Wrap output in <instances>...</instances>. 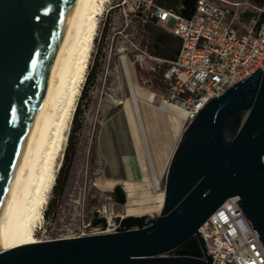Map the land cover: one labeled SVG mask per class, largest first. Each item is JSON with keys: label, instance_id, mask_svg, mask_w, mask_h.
Wrapping results in <instances>:
<instances>
[{"label": "water", "instance_id": "obj_1", "mask_svg": "<svg viewBox=\"0 0 264 264\" xmlns=\"http://www.w3.org/2000/svg\"><path fill=\"white\" fill-rule=\"evenodd\" d=\"M80 0H0V249L35 126L52 90ZM264 65L211 99L184 129L161 212L136 230L0 252V264H212L178 250L233 197L264 247ZM117 201L124 190L115 187Z\"/></svg>", "mask_w": 264, "mask_h": 264}, {"label": "rangeland", "instance_id": "obj_2", "mask_svg": "<svg viewBox=\"0 0 264 264\" xmlns=\"http://www.w3.org/2000/svg\"><path fill=\"white\" fill-rule=\"evenodd\" d=\"M247 1L253 7H261L263 4L262 0ZM138 5V0H110L98 17V28L82 85L83 88L87 75L91 73L92 80L88 84L77 120L81 128L72 133L73 115L67 142L60 158L61 168L69 135L72 133L70 141V152H74L72 164L65 183L64 173L60 176L59 183L55 180L44 211L43 222L36 231L39 242L73 238L84 229L97 227L98 224H95L93 219L101 216L112 218L114 221L119 220L117 217L127 216L149 219L156 217L162 210L164 201L162 205L158 202L149 204L151 211L142 216H133L127 212L129 209L142 207L139 204L141 201L144 202L141 192L148 191L151 196H158L161 193L164 195L171 157L188 124L179 120L176 123L177 130L174 132L169 123L170 115L160 110L162 98L168 95L164 82L168 62L152 54L151 11L142 4L137 9ZM251 11V8L246 10L245 6L239 8V21L245 22L246 14ZM156 27L166 35L175 37L170 31L173 23L169 27L157 23ZM126 71L130 77L131 87ZM134 104L138 106L140 122L144 127L142 135L145 143L141 144L144 145L142 146L147 171L150 180L153 175L159 179V190H156L143 174L128 181L108 177V153L101 142L105 125L114 122L118 116H124L125 119V107L133 108ZM146 109L150 112L149 117H154L160 123L154 125V134L152 132L151 135L153 140L144 124ZM155 154L160 156L157 168L153 165L156 160L153 158ZM124 156L122 152L120 158L122 163ZM124 182L132 184L133 192L128 193L124 190L125 203L120 204L115 198V187L124 189ZM101 183L105 184V187L101 188L99 186ZM134 201L137 205L133 203Z\"/></svg>", "mask_w": 264, "mask_h": 264}, {"label": "built area", "instance_id": "obj_3", "mask_svg": "<svg viewBox=\"0 0 264 264\" xmlns=\"http://www.w3.org/2000/svg\"><path fill=\"white\" fill-rule=\"evenodd\" d=\"M151 11L157 23L169 25L180 41L176 59L168 62L164 82L168 95L165 104L176 103L185 110V123L195 119L213 98L243 81L264 65V5L253 7L247 0H197L191 18L155 4L154 0H138ZM251 8L245 22H240L238 9ZM264 163V156L262 157ZM97 227L84 229L73 237H85L140 229H127L124 217L114 221L99 217ZM146 226V225H145ZM144 226V227H145ZM212 264H264V247L240 209L239 198L222 204L199 228ZM169 256H175L170 255Z\"/></svg>", "mask_w": 264, "mask_h": 264}, {"label": "bare ground", "instance_id": "obj_4", "mask_svg": "<svg viewBox=\"0 0 264 264\" xmlns=\"http://www.w3.org/2000/svg\"><path fill=\"white\" fill-rule=\"evenodd\" d=\"M109 1L80 0L78 4L75 17L64 42L52 90L46 99L43 112L34 129L30 152L24 164L20 186L14 203L13 214L0 252L39 242L36 238V231L43 222L44 211L56 180V174L61 165L60 158L67 142L71 121L85 81L98 28V17L103 13L105 5ZM129 78L128 76V81ZM129 85L131 87V83ZM133 100L136 103L135 97H133ZM160 110L170 115L169 123L171 124V129L176 132V123L185 118L184 108L179 107L174 102L168 104L161 102ZM140 117L136 104H134L133 108L126 106L125 119L124 116H118L114 122L105 125L103 134L105 148L106 150L108 149L109 161L116 165L115 158L118 157V152L122 150L121 148L126 145L123 141L126 136L124 131H127L126 127L128 124L131 143L143 177L150 183L152 182L156 190H159V179L153 175L150 180L147 171L143 153L145 139L144 135H142V130L144 127L140 122ZM158 123L159 121L152 116L144 123L151 139L154 125ZM153 144L154 142H152V146H154ZM159 157L157 154L153 157L156 159L153 163L155 167L156 164H159ZM130 163L128 175L133 176L135 167L133 166L132 168V162L130 161ZM113 167L116 168V166ZM128 183L124 182L123 190L132 193V184ZM99 186L103 188L105 184L101 183ZM140 195L144 198V202L141 201L139 203L142 207L129 209L127 211L128 214L142 216L151 211L149 204L158 202L162 205L164 201L163 193L158 196H151L148 191H144ZM133 203L137 205L136 201Z\"/></svg>", "mask_w": 264, "mask_h": 264}, {"label": "trees", "instance_id": "obj_5", "mask_svg": "<svg viewBox=\"0 0 264 264\" xmlns=\"http://www.w3.org/2000/svg\"><path fill=\"white\" fill-rule=\"evenodd\" d=\"M262 1H263L262 5H264V0ZM154 2L156 5L162 8L171 9L175 11L176 13L180 14L181 16L189 19L193 16L195 12L197 0H154ZM151 24H152V31H151L152 54L168 62H173L176 59V56L178 54V50L180 47V41L176 37H173L172 35H166L161 29L156 27L157 20L155 18H152ZM91 80H92L91 73H89L87 75L86 82L81 90V96L79 98V102L76 106V110L74 113L72 133L76 132L77 130L81 128V124H78L77 120L82 110L81 104L85 99V96L88 90V84ZM72 133L69 135V143L66 148L64 161L59 170V175L56 179L58 183L60 182V176L63 173H64L63 183H65V181L67 180V175L69 173L71 164H72V160L74 156L73 150H72L73 153L70 152L71 150L70 141L72 138ZM55 189H56V186L54 187V190ZM145 220H146L145 217H127L123 219L122 225L127 229L134 228V227L143 228L146 225ZM198 249H199V244L196 238L193 237L179 249L170 252V255H175L178 250H184L187 256L199 258L200 253L198 252Z\"/></svg>", "mask_w": 264, "mask_h": 264}, {"label": "crops", "instance_id": "obj_6", "mask_svg": "<svg viewBox=\"0 0 264 264\" xmlns=\"http://www.w3.org/2000/svg\"><path fill=\"white\" fill-rule=\"evenodd\" d=\"M147 110V109H146ZM145 110V122L146 120L149 118V115H150V112L147 110ZM163 112V111H162ZM183 121H185V118L184 119H181ZM115 121V120H114ZM127 124V122H126ZM126 130L127 131H124L125 135V138H124V141L123 143L126 144L125 147L121 148L122 150H120L118 153V157L115 158L116 159V162L115 164L116 165H113L112 164V161H109L108 158H110L109 154H108V157H107V162H108V177L109 178H112L113 180H116V179H122V181H128V180H132L134 178H136V176L138 175H141L142 172H141V169L139 168V165L137 163V160H136V156H135V152H134V147L131 143V137H130V132H129V128H128V124H127V127H126ZM113 133V132H112ZM115 134V132H114ZM102 142V145L105 147V144H104V139L102 138L101 140ZM119 143V142H118ZM107 144V142H106ZM106 149V148H105ZM108 152V149L106 150ZM124 153V163H122L121 161V153ZM130 161L132 162V168L133 166L135 167V172L133 174V176H129V169H130ZM113 166H116V168H114Z\"/></svg>", "mask_w": 264, "mask_h": 264}, {"label": "flooded vegetation", "instance_id": "obj_7", "mask_svg": "<svg viewBox=\"0 0 264 264\" xmlns=\"http://www.w3.org/2000/svg\"><path fill=\"white\" fill-rule=\"evenodd\" d=\"M115 198L117 199L116 194H115ZM127 217H129V216H127ZM127 217H125V218H127ZM125 218H124V219H125ZM93 222H94L95 224H100V223L102 222V219H101V218L93 219Z\"/></svg>", "mask_w": 264, "mask_h": 264}]
</instances>
